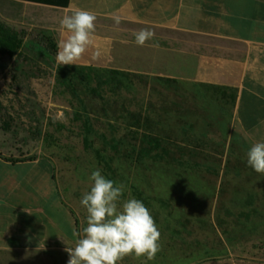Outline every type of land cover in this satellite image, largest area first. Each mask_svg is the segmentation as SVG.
I'll list each match as a JSON object with an SVG mask.
<instances>
[{
	"label": "crops",
	"instance_id": "0c3cea01",
	"mask_svg": "<svg viewBox=\"0 0 264 264\" xmlns=\"http://www.w3.org/2000/svg\"><path fill=\"white\" fill-rule=\"evenodd\" d=\"M78 10L89 11L97 19L93 43L77 65L150 76L152 114H182L184 132L215 135L216 140L222 134L237 140L242 136L249 147L264 142V0H70L67 7L33 0H0V13L5 18L54 30L59 43L69 35L60 26L61 19ZM142 29L153 32L154 37L139 46L136 34ZM136 96L149 98L148 94ZM88 97L115 118L101 96ZM62 98L55 94L37 95L26 96L25 101L40 104L47 124L52 118L69 124L65 119L73 117L74 108L70 105L64 109ZM66 98L70 101L72 96ZM165 103L173 107L166 114ZM35 108L29 105L25 111L27 127L37 124L30 118ZM132 108L137 110L136 106ZM115 122L124 127L120 121ZM25 131L28 132L20 129L12 133ZM168 141L188 151L183 155L185 165L199 164L200 147L169 137ZM3 147L0 253L47 254L55 250L64 255V264H68L66 249L74 248L75 233L83 235L87 210L80 206L83 220L79 226L80 216L65 204L56 185L58 170L51 152V162L45 163L43 150L14 154L13 146ZM31 155L33 159L26 158ZM45 174L51 176L52 199L40 186ZM245 180L246 189H241L239 182ZM232 181L236 184L224 196L230 199L232 214L247 215L246 244L235 236L232 243L224 244L219 238L210 242L207 237L194 240L188 235L190 226L185 220L176 221L170 206L156 205L147 208L161 233L160 251L153 260L132 254L119 264H264V174L248 165L247 175H235ZM238 223V217L234 218V226ZM218 234L223 237L220 231Z\"/></svg>",
	"mask_w": 264,
	"mask_h": 264
},
{
	"label": "trees",
	"instance_id": "16d2710c",
	"mask_svg": "<svg viewBox=\"0 0 264 264\" xmlns=\"http://www.w3.org/2000/svg\"><path fill=\"white\" fill-rule=\"evenodd\" d=\"M33 1L65 7L70 4V0ZM58 45L54 30L11 21L0 13V75L11 70L14 82H17L25 76L18 72L20 67L23 63L24 67L31 63H28L30 56L27 55L38 52L40 48L48 51L53 55L52 64L48 67L55 77L53 94H70L72 99L69 102L74 108L69 124L55 122L54 118L47 124L46 113L43 111L42 115H38L34 109L30 118L37 124L27 127L24 122L27 107L23 100L19 96L10 98V94H17L16 91L0 86L2 129L6 132L27 130L26 134L39 139L43 146L51 150L53 157H56L53 148L61 141L59 134L67 132L68 137L75 136L82 142L87 155L85 158L92 162L93 171L99 169L106 179L125 186L120 205L124 200L135 198L146 207L170 206L176 221L185 220L190 226L188 235L192 239L201 241L207 237L210 242L219 238L224 244L232 243V236H235L246 244L247 215L232 214L230 199L224 196V192L236 184L232 181L235 175L248 173L247 160L251 147L247 141L242 136L237 140L232 135L222 134L216 140L215 135L184 132L182 114L176 116L173 113L170 117L152 114L150 76L98 66L58 64ZM38 64L37 68L43 65L41 62ZM38 76L27 75L29 79ZM89 94L101 96V101H105L115 118L90 100ZM137 94H148L149 98L138 99ZM169 104H164V112L173 108ZM132 106H136L137 110ZM113 119L120 121L132 134ZM49 126H53L54 130L50 131ZM168 137L200 147L199 164L185 165L184 160L173 164L164 159L160 154L163 151L181 155L188 153L178 143L169 142ZM145 144L153 149H147ZM26 158L33 159L34 155ZM144 172L147 174L141 177ZM162 175H170L174 181L170 180L169 186L159 187L153 177ZM239 184L241 189H246V180ZM236 217L239 223L234 226ZM77 222L79 226L82 223L80 218ZM219 231L223 237H220Z\"/></svg>",
	"mask_w": 264,
	"mask_h": 264
},
{
	"label": "clouds",
	"instance_id": "9594fccd",
	"mask_svg": "<svg viewBox=\"0 0 264 264\" xmlns=\"http://www.w3.org/2000/svg\"><path fill=\"white\" fill-rule=\"evenodd\" d=\"M96 16L85 10L65 15L62 29L69 35L60 41L56 61L62 65H77L93 43ZM119 23V19L116 21ZM154 33L142 29L136 34V43L144 46ZM248 165L264 174V142H257L248 152ZM90 192L81 199L87 210V226L77 237L74 248H68V264H119L124 257L135 254L153 260L160 251L161 233L150 210L138 199L124 200L125 186L106 179L99 169L90 176Z\"/></svg>",
	"mask_w": 264,
	"mask_h": 264
},
{
	"label": "rangeland",
	"instance_id": "374dc122",
	"mask_svg": "<svg viewBox=\"0 0 264 264\" xmlns=\"http://www.w3.org/2000/svg\"><path fill=\"white\" fill-rule=\"evenodd\" d=\"M27 56H30L28 57V63L35 62L36 65H39L38 62H41L43 63V65H40V68H37L36 65L34 66L33 63L32 65L30 63L26 64L27 67H24L25 63H23L18 72L20 74H25V76H23V78H21L19 81L14 82L12 72L11 70H9L6 74L0 75V86L5 89H14L17 94L12 93L10 94V97L15 99L17 96H19L23 100V103L27 108L29 107V105H32V107L35 106V110L37 111L38 115H42L43 109L40 107V104L34 101L26 102L25 97L53 94L55 77L54 72L49 71L48 69V67L52 64L53 55L49 54L48 51H44L40 48L38 52H33L31 53V55ZM29 74H37L40 76L32 77L29 79L27 77V75L29 76ZM58 96H63V101L60 102V104L64 105V109H66V107H70V102L66 98L68 96L71 97L70 94ZM41 104L43 105V103ZM16 106H19V104L16 103ZM65 120L70 121V119L68 118H66ZM123 128L126 132H130L132 134V132L125 126ZM49 129L53 128L49 127ZM59 135L61 136V141L59 142L58 146H55L53 148V151L56 153V170H58V175L55 179L56 185H58L59 187L61 196L63 197L65 204L69 206V208H74L80 216V219L83 220V216L80 215L82 212V209L80 208V206H82L81 199L85 194L90 192L91 187L93 186V182L90 180V176L94 170V166L92 165V162L89 158H85V156L87 155H85L83 144L77 137H68L67 132L60 133ZM133 135L135 137V134ZM6 139L8 140V142L4 141ZM141 142L143 141L141 140ZM5 145L13 146L14 154L30 152L42 153L43 150V153L46 154L44 162H51V160L48 159V154L51 152V150L47 149L46 146H43L42 149L40 147L42 146V142L39 139L32 138V136L30 137L29 134L21 133L15 135L12 132L3 131L0 128V149H3V146ZM146 146L152 147L150 145ZM160 154L164 159L169 160L170 163H173V161H176L177 163L179 161H183V155H181L180 153L163 151ZM69 157L71 158L70 160H68ZM32 173L33 177H35L36 172L33 171ZM145 174L147 173L144 172L140 175L142 177V175L145 176ZM45 177H42V179H40V186L46 192L48 197L52 199L54 198V187H52L49 182V180L52 181L51 176L50 174H45ZM153 180H155L157 186L164 187L169 186L171 183H169V181H174V178H170V175H162L160 177L154 176ZM75 193H79L81 195L74 197ZM7 254L8 255L6 256V253H0V264H64V255L62 253H59L58 251L56 252L55 250L49 251V253L47 254H45L44 252H31L30 254L26 255H19L15 253ZM29 258L30 260H28Z\"/></svg>",
	"mask_w": 264,
	"mask_h": 264
}]
</instances>
